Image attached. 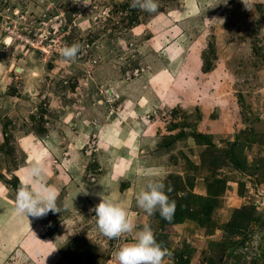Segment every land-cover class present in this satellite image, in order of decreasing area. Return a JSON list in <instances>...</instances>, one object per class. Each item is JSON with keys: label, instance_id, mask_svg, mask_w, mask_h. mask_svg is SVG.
Masks as SVG:
<instances>
[{"label": "rangeland", "instance_id": "rangeland-1", "mask_svg": "<svg viewBox=\"0 0 264 264\" xmlns=\"http://www.w3.org/2000/svg\"><path fill=\"white\" fill-rule=\"evenodd\" d=\"M35 163L40 218L15 210ZM152 180L170 220L137 206ZM102 198L163 264H264V0H0V264H117Z\"/></svg>", "mask_w": 264, "mask_h": 264}, {"label": "clouds", "instance_id": "clouds-1", "mask_svg": "<svg viewBox=\"0 0 264 264\" xmlns=\"http://www.w3.org/2000/svg\"><path fill=\"white\" fill-rule=\"evenodd\" d=\"M131 7L154 13L158 9V0H131ZM80 47L79 43L66 45L61 48L60 55L66 61H73ZM27 172L32 186L18 188L15 210L34 218L46 216L50 210L55 212L56 193L52 186L42 182V165L35 163ZM136 203L149 215L158 210L160 216L166 220L172 218L175 210V201L169 200L165 184L159 180L149 181L137 194ZM94 211L96 226L104 236L110 239L119 238L134 232V239L114 252L117 264H163L166 252L157 242L150 226L145 225L134 231L135 226L125 209L108 199L102 198Z\"/></svg>", "mask_w": 264, "mask_h": 264}, {"label": "water", "instance_id": "water-1", "mask_svg": "<svg viewBox=\"0 0 264 264\" xmlns=\"http://www.w3.org/2000/svg\"><path fill=\"white\" fill-rule=\"evenodd\" d=\"M235 248H237V247H235ZM235 248L234 249H232L231 250V252L229 253V256H228V258H227V262L229 263V261L231 260V257H232V255L234 254V252H235Z\"/></svg>", "mask_w": 264, "mask_h": 264}, {"label": "crops", "instance_id": "crops-1", "mask_svg": "<svg viewBox=\"0 0 264 264\" xmlns=\"http://www.w3.org/2000/svg\"><path fill=\"white\" fill-rule=\"evenodd\" d=\"M110 130H112V131H110ZM110 130H108L107 132H108V134H112L113 133V129H111L110 128ZM99 201L101 202V200L99 199Z\"/></svg>", "mask_w": 264, "mask_h": 264}, {"label": "trees", "instance_id": "trees-1", "mask_svg": "<svg viewBox=\"0 0 264 264\" xmlns=\"http://www.w3.org/2000/svg\"><path fill=\"white\" fill-rule=\"evenodd\" d=\"M262 229H263V231H264V222L262 223V227H261Z\"/></svg>", "mask_w": 264, "mask_h": 264}]
</instances>
